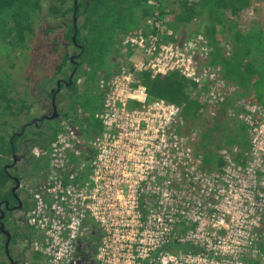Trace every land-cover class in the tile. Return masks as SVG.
Here are the masks:
<instances>
[{
	"label": "built area",
	"instance_id": "1",
	"mask_svg": "<svg viewBox=\"0 0 264 264\" xmlns=\"http://www.w3.org/2000/svg\"><path fill=\"white\" fill-rule=\"evenodd\" d=\"M163 3L148 0L151 15L122 39L101 131L86 139L60 118L49 147L32 149L47 153L23 213L40 264H264V104L235 97L222 67L203 63L201 37L172 41ZM171 71L195 84L210 117L224 105L245 144L207 166L193 144L213 120L188 127L182 105L151 98L140 78Z\"/></svg>",
	"mask_w": 264,
	"mask_h": 264
},
{
	"label": "trees",
	"instance_id": "2",
	"mask_svg": "<svg viewBox=\"0 0 264 264\" xmlns=\"http://www.w3.org/2000/svg\"><path fill=\"white\" fill-rule=\"evenodd\" d=\"M166 1V5L163 3L160 12L164 28L171 29L174 33L169 38L174 42H178L180 41L179 35L185 31L189 33L186 36L187 40L190 39L188 37H191V35V38L201 37L208 48L207 53L202 58L203 63L222 67V76L225 81L236 87L235 97L264 104V43L261 42L262 29L257 24H253L248 29H237L235 21L237 19L235 16L256 0ZM45 5L47 6L46 13L43 11ZM75 6L76 12L74 13ZM152 10L153 7L148 4V0H0L1 205L12 198L10 185L13 181L5 168L7 158L12 157V150L16 154L23 149L22 155L24 158L21 159L23 168L17 164L15 168L17 171H22L21 169H24V166L31 167V175L37 181L34 187L36 189L44 179L47 153L34 156L32 155V149L35 146L47 149L59 131L58 119H55L53 123L45 120L47 123L46 128H40L30 123L33 116L30 117L29 114L36 103V99L28 101L29 97L26 95V91L22 90L20 85L19 88H16L18 83L13 80V72L18 68V64L13 61H18L23 56L26 39L30 35L36 34L35 27L43 19V15L47 17L48 21L52 20L48 17L51 15L56 19L55 21H61L59 22L60 28L63 29L64 39L68 40L69 48L70 46L73 47L72 37L75 34V41L81 43L84 47L82 55L92 56L99 52L103 58L104 55L111 52H116L120 56L121 42L124 36L136 33L142 27L144 19L151 15ZM74 15L77 18L75 27L73 26ZM192 23L195 24V27L189 30ZM47 24L50 27L52 22ZM227 42L230 46V52L228 51V53ZM91 48L97 51L90 53L88 49ZM68 52L62 53L61 60L53 68L54 71L49 70L45 74L46 82L47 79L54 77L53 74L57 75L62 71L68 59ZM23 61L25 62V60ZM50 71H52V76H50ZM113 72L107 73L104 79L99 80L97 84L98 89H100V97L98 104L93 107L95 115L103 103L107 88L105 82L110 79ZM29 78L31 76L28 75L26 80ZM140 78L147 87L151 98H164L182 105V118L187 122L188 127L204 123V114L207 107L193 97L192 89L195 88V84L192 81L177 71H171L168 74H157L153 78L148 72H143ZM75 81L76 79L70 86V92L67 96L71 102L69 109L61 117V119H68L73 125H75V117L78 115L77 100L79 92L85 90L84 86H77ZM46 82L43 83V86L46 85ZM88 83L86 81V85ZM42 89L45 90V87H42ZM91 89H93L91 94L94 93V90H97L94 86ZM48 96L51 98L52 91H48ZM202 107L204 112H200ZM95 110L97 111L95 112ZM27 116L29 118L24 119ZM212 118L213 126L207 129L206 132L203 131L199 134L200 136L205 134L210 141H207L203 154L196 149L199 154L203 155V162L207 166H212L213 159H219L218 150L221 147L231 148L235 144H245L244 126L240 122L227 117L224 105L217 110V114ZM215 119L217 123L214 122ZM234 122H236V125ZM217 125H220V127L223 125L222 127H224L225 142L213 135ZM101 129L102 127L95 132V135ZM15 175L20 176L21 174ZM28 183L31 184V182ZM29 205L30 202L28 201L27 208ZM6 216L7 211H5ZM21 220L20 226L27 229L28 226L24 217ZM11 228L14 232H11L12 238L9 246L16 244L21 236L17 224L15 227L11 226ZM39 259L38 255L35 262L39 263ZM0 263L8 264L3 242H0Z\"/></svg>",
	"mask_w": 264,
	"mask_h": 264
},
{
	"label": "rangeland",
	"instance_id": "3",
	"mask_svg": "<svg viewBox=\"0 0 264 264\" xmlns=\"http://www.w3.org/2000/svg\"><path fill=\"white\" fill-rule=\"evenodd\" d=\"M166 0H164V3L166 5ZM44 13H46L47 6L45 5L43 7ZM47 15V14H46ZM51 21L47 20V17L43 15V19L40 20L35 27L36 34L30 35L26 39V47L23 56L19 58V60H14V63L18 64V68L15 69V72H13V80L18 83L16 85V88H19V85L21 86L22 90L26 91V95L29 97L28 101H34L36 99V103L34 104V107L32 108V111L30 112L29 116H38L41 113L50 112V109L52 108L51 102L52 98L48 96V91H52L55 89V84L58 80V75H54L53 78L47 79V82L45 81V74L49 72V70H53V68L58 64V62L61 60V55L64 50L67 49V51L71 52V46L69 48L68 40L64 39L63 35V29L60 28V20L55 21L56 19L53 18V16H48ZM235 21L237 23V29H248L253 24H257L262 29V40L261 42L264 43V0H256L254 1L248 8H246L244 11L239 13L237 16H235ZM52 22V25L49 27L47 23ZM46 28H45V26ZM195 27V24L192 23L189 26V30H192V28ZM188 31L183 32L179 35L180 41L187 40V33ZM192 37V35H191ZM188 37V38H191ZM229 37V36H228ZM199 38V37H198ZM230 38V37H229ZM227 46H229L227 42ZM226 46V48H227ZM57 50V51H55ZM228 50V49H227ZM90 53H95L96 49H88ZM5 52V51H4ZM17 53V52H16ZM14 53V54H16ZM52 59V60H51ZM82 59L84 61L83 67L81 66L80 69L77 71V75H81L82 81L84 84L82 86L85 87V90L82 92H79L78 96V115L75 117V127L81 134L83 138L93 139L95 136V132L99 130L102 127V123L100 119L95 115L94 113V106H96L99 101L100 93L95 95L100 80V75L103 72H98V70L102 69L103 59L100 53H96L92 56H87L83 54L81 57H79V60L82 62ZM122 56L120 55L118 57V64L121 63ZM25 60V62L23 61ZM6 65V64H5ZM52 68V69H51ZM54 71V70H53ZM52 74V71H50V76ZM31 76L28 80H26L27 76ZM86 81L89 83L86 85ZM46 82V85L43 86V83ZM95 87L97 90H94V93L91 94V87ZM42 87H45V90L42 89ZM64 88H68L67 86H64ZM63 88V89H64ZM70 92V91H69ZM69 92H67L65 89L62 92L57 93L55 98V104L57 107L59 118L64 115L67 96L69 95ZM33 96H32V95ZM95 95V97H94ZM71 103V102H69ZM45 111V112H44ZM97 110H95L96 112ZM205 118L207 121L213 120L212 117H210V113L208 111L205 112ZM27 116L24 119H28ZM32 118V117H31ZM212 118V119H211ZM236 121V120H235ZM49 122H54V120H51ZM215 123H217V120H214ZM205 123V121H204ZM203 123V124H204ZM220 124V123H219ZM236 125V122H234ZM199 126V125H198ZM223 126V125H222ZM220 127V125H217V129L215 133L213 134L215 137L220 139L222 142H225V135L223 128ZM46 128L44 125L40 128ZM206 132V131H205ZM245 135V134H244ZM210 141L209 138L204 134V136H200L199 140L196 141L193 146L203 154V151L205 150L207 141ZM29 145V143H27ZM23 149L20 150V152L16 153V162L18 166H21L23 168V162L22 158L24 156L22 155ZM34 155V154H33ZM203 156V155H202ZM22 159V160H21ZM12 157L7 158V163H11ZM215 159H213L211 164H214ZM6 163V164H7ZM31 167H25L24 169H21L22 171H18L17 174H21L20 179V187L19 191L21 192L20 195L23 198V196L27 193L32 194V190L34 189L35 185L37 184L36 178H34L31 175ZM28 182H31L28 183ZM12 185H10L11 189ZM25 207H27L28 202L27 200L24 201ZM11 210L7 211V216L5 217L4 224L5 226L12 231L11 224L9 222V218H16L18 220V226L19 231L21 232V236L18 238L16 244H11L10 251L11 255L13 257L17 256H24L27 257V260L29 261V264H31V260H37L38 254L33 250L27 249L25 251H21L20 247L24 246V239L25 237H28V230L20 226L19 222H21V216L22 212L15 211L12 214H10ZM10 214V216H9ZM31 238V237H30ZM20 246V247H19ZM40 257V256H39ZM40 264V263H38Z\"/></svg>",
	"mask_w": 264,
	"mask_h": 264
},
{
	"label": "flooded vegetation",
	"instance_id": "4",
	"mask_svg": "<svg viewBox=\"0 0 264 264\" xmlns=\"http://www.w3.org/2000/svg\"><path fill=\"white\" fill-rule=\"evenodd\" d=\"M83 50H84V47H83V45L81 43H78L77 41L73 42V47L71 48V52H68L67 62L65 64V66H63L62 71L59 72V74H57L58 78L56 80L59 81V90H58L57 93L62 92L64 89L67 92H69L70 91V86L74 83L75 79H76L75 84L77 86L81 87L84 84V82L82 81L81 75H77L76 74L77 71L80 69V67L81 66L83 67V65H85L83 59H82V62L79 60V57L82 56ZM65 51H67V49L64 50L63 52H65ZM118 57H119V55L116 52H111L108 55H104L102 69L99 71V72H103L100 75V81L102 79H104V77H105V75L107 73L109 74V73L113 72L118 67V65H119L118 64ZM64 86H67L68 88H64ZM57 87L58 86H57V83H56L55 84V89L52 90V96H53L54 92L56 91ZM99 90L100 89H98V91L96 92L95 95L100 93ZM57 93H56V95H57ZM95 95H94V97H95ZM52 96H51V98H52ZM69 102H70V99L67 98V101H66L67 104L65 106V110L69 109V106H70ZM51 105H52V102H51ZM56 109H57V107H56ZM77 111H78V109H77ZM51 115H53V108L50 109V112L47 111L45 113L39 114L38 116H33L32 117L33 119L30 121V123H33V124H35L38 127H41V125L42 126L43 125L47 126V123L45 122V120L51 121V120H55V119L59 120L61 118V117L59 118L58 111H56V117L55 118L51 119L50 118ZM32 155H33V153H32ZM5 168L8 171V174L10 175L11 180L13 181V183H11V185H12V187H11L12 198H11L10 201L7 200L8 208H5V202L6 201L0 206V208L3 209L4 212L8 211V210H11L10 214H12L13 212L19 210L20 212H22V216H21V219H22L23 218V213L27 209V207H25L24 201L27 200V202H28L29 199H30V195H29V193H27V194H25L23 196V198L21 197L22 194L20 195L21 192L19 191L20 184L15 189V191H13V187L16 185V182H15L14 179L18 178L19 181H20V178H21V175L20 176H16L15 175V174H17L16 172H18L17 169L15 168V164H12V162L11 163H7L5 165ZM10 214H9V216H10ZM4 219H5V215H4V218L1 220L3 223L5 221ZM9 222H10L12 227H15L16 224L18 223V220L16 218L15 219L14 218H9ZM4 226H5V224H4ZM5 229L8 230L10 232V235H11L10 229H8L6 226H5ZM4 236H5V239H4ZM11 238H12V236H11ZM5 241H6V235L4 233H0V242H3V244H4V253H5ZM10 242H11V240H10ZM10 242H9V244H10ZM27 249H30V248H29L28 245H25V243H24V246L22 245L20 247L21 251H25ZM9 253H10V251H9ZM5 255H6V253H5ZM12 258L17 264H29V261L27 260V257H24L22 255L17 256V257H13L12 256ZM35 261L36 260H31V264H38ZM8 264H9V262H8Z\"/></svg>",
	"mask_w": 264,
	"mask_h": 264
},
{
	"label": "water",
	"instance_id": "5",
	"mask_svg": "<svg viewBox=\"0 0 264 264\" xmlns=\"http://www.w3.org/2000/svg\"><path fill=\"white\" fill-rule=\"evenodd\" d=\"M76 12V6L74 7V13ZM76 16L74 15L73 17V26L75 27V23H76ZM75 39H76V35L74 34L73 37H72V41L75 42ZM57 89L56 91L54 92L53 96H52V108H53V115H51V119L55 118L56 117V104H55V98H56V93L58 92L59 90V81L57 82ZM12 164H15L16 162V154L14 153V150H12ZM15 182H16V185L13 187V191H15V189L19 186L20 184V181L18 178H15L14 179ZM1 206V204H0ZM5 208H8V202L6 201L5 202ZM4 210L0 208V233H4L6 235V241H5V253H6V257H7V260L9 262V264H17L12 256L10 255L9 253V242L11 240V235H10V232L8 230L5 229V226H4V223L1 221L3 218H4Z\"/></svg>",
	"mask_w": 264,
	"mask_h": 264
},
{
	"label": "crops",
	"instance_id": "6",
	"mask_svg": "<svg viewBox=\"0 0 264 264\" xmlns=\"http://www.w3.org/2000/svg\"><path fill=\"white\" fill-rule=\"evenodd\" d=\"M237 145H243V144H237Z\"/></svg>",
	"mask_w": 264,
	"mask_h": 264
}]
</instances>
